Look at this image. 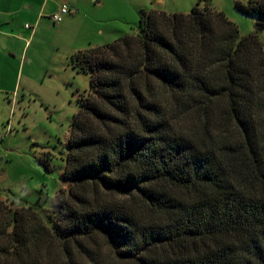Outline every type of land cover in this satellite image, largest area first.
Here are the masks:
<instances>
[{"label":"trees","instance_id":"trees-1","mask_svg":"<svg viewBox=\"0 0 264 264\" xmlns=\"http://www.w3.org/2000/svg\"><path fill=\"white\" fill-rule=\"evenodd\" d=\"M239 37L223 13L143 12L78 51L89 75L53 211L0 200V264H264V0ZM164 95V100L161 96ZM161 95V96H160Z\"/></svg>","mask_w":264,"mask_h":264},{"label":"rangeland","instance_id":"rangeland-1","mask_svg":"<svg viewBox=\"0 0 264 264\" xmlns=\"http://www.w3.org/2000/svg\"><path fill=\"white\" fill-rule=\"evenodd\" d=\"M63 1L69 14L53 23ZM246 2L0 0V200L13 209L32 207L46 218L58 191L68 189L61 180L66 143L79 100L89 93V75L71 66L75 53L134 35L143 12L186 15L195 6L223 13L243 38L255 26V18L239 8ZM48 251L62 263L58 245ZM99 255L100 264H128L104 245Z\"/></svg>","mask_w":264,"mask_h":264},{"label":"built area","instance_id":"built-area-1","mask_svg":"<svg viewBox=\"0 0 264 264\" xmlns=\"http://www.w3.org/2000/svg\"><path fill=\"white\" fill-rule=\"evenodd\" d=\"M69 13V9L67 8L66 4H62L59 10V14H56L52 17L53 23H60L62 21V17ZM25 29H31L30 26L25 25Z\"/></svg>","mask_w":264,"mask_h":264},{"label":"crops","instance_id":"crops-1","mask_svg":"<svg viewBox=\"0 0 264 264\" xmlns=\"http://www.w3.org/2000/svg\"><path fill=\"white\" fill-rule=\"evenodd\" d=\"M62 4H66V2L63 1V2L61 3V5H62ZM68 14H69V13H68ZM0 17H2V14H1V13H0ZM39 17H41V15H39ZM24 26H25V25H24ZM24 29H25V27H24ZM31 29L34 30V28H31ZM25 30H30V29H25Z\"/></svg>","mask_w":264,"mask_h":264}]
</instances>
